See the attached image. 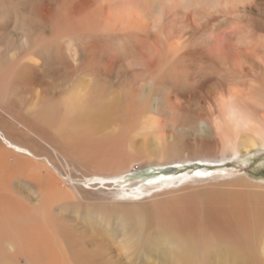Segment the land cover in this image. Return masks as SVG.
Listing matches in <instances>:
<instances>
[{
  "label": "bare ground",
  "instance_id": "obj_1",
  "mask_svg": "<svg viewBox=\"0 0 264 264\" xmlns=\"http://www.w3.org/2000/svg\"><path fill=\"white\" fill-rule=\"evenodd\" d=\"M257 146L264 0H0V264H257L264 193L125 177Z\"/></svg>",
  "mask_w": 264,
  "mask_h": 264
},
{
  "label": "rangeland",
  "instance_id": "obj_2",
  "mask_svg": "<svg viewBox=\"0 0 264 264\" xmlns=\"http://www.w3.org/2000/svg\"><path fill=\"white\" fill-rule=\"evenodd\" d=\"M161 135L162 128L160 125L158 127V125L154 124L150 130L145 129L135 135L133 141L137 144L145 141L149 146V150H152L155 145L158 144L155 139H159ZM246 139V137L243 138V140ZM250 149L247 151L243 150L236 156L221 158L217 152H214L212 158L207 157L205 159L191 161L185 160L182 161L183 163L175 162V164L149 165L143 159H140L137 161L138 164H133L130 172L125 177L128 178L129 184H137V182L140 184V182L143 183L150 180L153 182L155 179H164L172 182L171 185L166 186L163 185V180L157 184L158 188L153 189L147 194L152 196V200L157 205H165L167 202L173 203L177 196L170 191L178 189H182L180 192L181 195H183V193L186 195L190 193L195 194L200 200L204 197V192L208 191V193H211V191H214L211 189H217L220 191L226 190V192L228 191L231 193H264V148L257 146L256 148ZM130 150L134 151L132 152L133 155L140 156L138 155L139 151L135 149L133 145ZM179 152L180 150H178L177 147H170L167 149V153L170 156L171 154ZM133 155L132 157L136 158ZM183 155L184 157H187L190 154H184L183 152ZM239 179H244L245 181H240L237 185L232 183ZM134 180H136V182ZM164 192H167V194H162ZM124 201L128 202L129 200ZM257 233V236L260 238L258 240L256 239L257 242L254 241V245L250 247H252L257 253V258H255L257 264H264V223ZM213 245L218 249L226 247L222 242H216ZM206 247L207 245L200 243L197 249L195 248V251L196 253L202 254V251L204 252L207 250L205 249ZM228 264L234 263L230 262Z\"/></svg>",
  "mask_w": 264,
  "mask_h": 264
},
{
  "label": "clouds",
  "instance_id": "obj_3",
  "mask_svg": "<svg viewBox=\"0 0 264 264\" xmlns=\"http://www.w3.org/2000/svg\"><path fill=\"white\" fill-rule=\"evenodd\" d=\"M178 8H180L181 10L184 9L185 7H190L192 9H195L197 7H203V5H197L195 3H193L191 6H187V5H184L183 3H180L177 5Z\"/></svg>",
  "mask_w": 264,
  "mask_h": 264
}]
</instances>
